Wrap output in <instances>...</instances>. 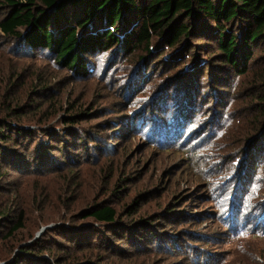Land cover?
<instances>
[{
	"label": "rangeland",
	"instance_id": "obj_1",
	"mask_svg": "<svg viewBox=\"0 0 264 264\" xmlns=\"http://www.w3.org/2000/svg\"><path fill=\"white\" fill-rule=\"evenodd\" d=\"M194 44L186 62H207L212 45ZM262 52L219 89L202 69L179 98L171 92L187 69L156 71L165 58L144 70L114 47L86 56L78 77L0 33V94L23 109L24 129H51L39 136L58 163L0 180V264H264ZM94 206L122 224L105 241L94 236L106 228L83 218ZM19 215L22 228L6 239ZM21 247L36 256L24 261Z\"/></svg>",
	"mask_w": 264,
	"mask_h": 264
},
{
	"label": "trees",
	"instance_id": "obj_2",
	"mask_svg": "<svg viewBox=\"0 0 264 264\" xmlns=\"http://www.w3.org/2000/svg\"><path fill=\"white\" fill-rule=\"evenodd\" d=\"M0 33L21 41L23 48L47 50L54 64L78 77L88 73L86 56L114 47L137 54L144 70L164 60L156 71L169 72L182 66L187 73L171 92L180 98L184 97L180 92L190 95L193 85L198 86L202 69L208 74V86L216 89L222 88L231 74L244 76L248 72L255 50L264 51V0H0ZM201 42L203 48L212 45V56L207 62L199 58L186 62L201 45L194 43ZM159 49L162 52L154 57ZM260 54L264 58V52ZM260 75L264 78V71ZM22 117L23 109L12 106L0 94V180L8 169H53L58 165L49 155L50 147L41 140L51 129L43 127L37 130L38 135L33 134L22 127ZM72 123L73 118L65 123V135L71 134ZM261 126L260 132H264V124ZM62 143L64 155L69 149L65 139ZM44 152L47 154L41 157ZM83 218L106 228L94 236L103 241L107 233H116L122 225L108 207L94 206L84 211ZM21 228L19 215L4 237L11 238ZM122 231L128 233V223ZM19 251L24 261L37 254L34 247Z\"/></svg>",
	"mask_w": 264,
	"mask_h": 264
}]
</instances>
